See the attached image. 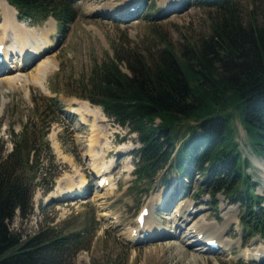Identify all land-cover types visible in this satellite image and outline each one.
Instances as JSON below:
<instances>
[{
	"label": "rangeland",
	"instance_id": "374dc122",
	"mask_svg": "<svg viewBox=\"0 0 264 264\" xmlns=\"http://www.w3.org/2000/svg\"><path fill=\"white\" fill-rule=\"evenodd\" d=\"M70 1L75 17L66 23L52 16L33 23L19 18L7 2L16 11L17 24L31 30V43L42 31L49 33L42 53L30 50L25 58H32L22 59L21 66L15 65L17 57L0 70V152L9 154L15 144L27 148L31 165L27 174L31 209L25 217L17 213L10 229L22 239L38 232L48 238L75 237L79 249L68 255L71 264H264V155L251 146L235 106L227 112L232 115L234 139L248 161L245 172L255 196L249 204L226 190H213L200 174L188 182L170 166L139 177L135 173L142 147L138 133L90 98L97 93L95 70L111 62L129 74L127 60L134 55L153 62L166 47L180 56L191 55L221 19L218 6L205 0ZM235 3L243 22L263 21L264 0ZM50 18L55 22L44 24ZM2 24L0 15V29ZM7 40L12 42V37L3 41L5 45ZM43 62L53 69L38 87L31 78ZM79 103L99 107L102 116L85 114ZM183 133V128L177 131L176 145ZM92 138L98 139L97 144L91 143ZM92 145L93 159L105 169L103 173L93 169ZM79 175L85 183L76 191L67 194L63 188L62 194H56L59 185L66 187L67 178L74 182ZM102 176L107 179L99 184ZM163 194L164 201H170L168 207L162 209L166 203L160 206L154 201L151 216L165 229L155 223L157 233L148 229L136 233L142 209ZM180 211L186 219L172 235L175 226L169 229L170 218ZM228 215L222 235L227 246L207 239L206 245L213 241L216 246L207 251L194 237L187 239L192 224L221 228ZM206 226H201L203 231Z\"/></svg>",
	"mask_w": 264,
	"mask_h": 264
},
{
	"label": "trees",
	"instance_id": "16d2710c",
	"mask_svg": "<svg viewBox=\"0 0 264 264\" xmlns=\"http://www.w3.org/2000/svg\"><path fill=\"white\" fill-rule=\"evenodd\" d=\"M205 1L218 6L222 17L191 55L180 56L167 47L153 62L134 55L127 60L129 74L111 62L95 70L97 93L90 98L138 133L139 177L170 166L188 182L200 174L213 190H226L249 204L255 196L245 172L248 161L234 139L227 111L237 108L251 146L264 155V19L243 22L235 0ZM7 2L19 18L33 23L49 16L60 23L75 17L70 0ZM115 59L122 62L117 55ZM180 128L184 133L176 145ZM1 154L0 264H71L68 255L79 249L75 237L48 238L38 232L22 239L10 229L17 213L25 217L31 209V165L22 146Z\"/></svg>",
	"mask_w": 264,
	"mask_h": 264
},
{
	"label": "bare ground",
	"instance_id": "6f19581e",
	"mask_svg": "<svg viewBox=\"0 0 264 264\" xmlns=\"http://www.w3.org/2000/svg\"><path fill=\"white\" fill-rule=\"evenodd\" d=\"M172 2H175V1H172ZM131 4H132V2H131ZM0 15L2 17V22H3L2 26H1V29H0V45H1L0 70H2V66L5 65L6 63L10 62V60L12 58H13L12 59V62H13V61H15L14 58L19 57L20 60L17 61L15 65L16 66H18L20 64L22 65L24 63V61L22 59L32 58L31 56L28 57V58H25V57H27V55H28L30 50H35V55H38V54L42 53L45 48L48 47L47 44L49 42L47 40V36L49 35V33L46 35V33H45L46 30L42 31V33L40 35H38L37 38L35 39V43H31V36H32L31 30H26L25 28H23L22 26L17 24V21L19 19H18L17 15H16V11H15V9L13 7H10V5L7 3L6 0H0ZM50 20L54 21L53 18H50L44 24H46ZM25 27L27 29H34V28L28 27L26 25H25ZM52 30H53V28H51V31ZM47 31H49V28L47 29ZM7 33H8V35H7ZM11 37H12V42H11V40H10V42L7 40L9 44L5 45L3 43V41H5V39H10ZM34 37H36V34H35ZM16 46L19 47L18 50L15 49ZM13 52H15V53H13ZM19 62H20V64H19ZM37 69H38L37 72H35V75L31 78V82L33 84H35V86L42 87L43 86L42 83L44 81L45 75L50 73L49 71L53 69V66L49 62L48 63L47 62H43V63L40 64V66ZM87 104L79 103L81 111H83L85 114L92 115L95 119H99L100 116H102L99 107L93 106V108H92L89 104L88 105ZM90 108H92V109H90ZM75 110H76V112L78 111L77 108H75ZM80 115H81V113H80ZM84 117L85 116L83 115V118ZM95 126H96V124H95ZM97 142H98L97 138H95V139L92 138L91 139V143L93 145L97 144ZM93 145H92L91 150H89V153H91V155H92V159L95 156V153H94L95 150H94V146ZM56 149H57V146H56ZM62 156H63V158L66 159L65 155H62ZM92 166H93V169L95 170L96 173L105 172V169L101 170L102 166H99V163L96 162L95 158L93 159ZM78 177L79 178L76 181H74V182L72 181V179L67 178V181H66V184H65L66 187H62L61 185H59L58 188L60 190H58V188H57L56 194L57 193L58 194L59 193L62 194V192H64V191H67L66 193L70 194V193L76 191V189L79 188V185L81 183H85V180H84V178L81 175H79ZM106 179L107 178L102 176L99 179V184L102 181L105 183ZM63 188H66V189L63 191L62 190ZM54 195H55V193H54ZM155 197L153 198L152 203L147 205V214L143 216L144 217L143 218V222L142 223H139V222L136 223L137 224V228H138V229H136V233H138V234H139V232H141L143 230H147V229H148L149 232L157 233L158 232L157 228H156L157 224H155V223H160L159 226H161L163 229H165V227L161 224V222H158V221L153 219V217L151 216V210H152V206L154 205L153 203L156 200H158L159 205L161 203H163V202L166 203V206L161 207L162 209H165L166 207H168L167 205H169L170 201H168L169 199H166V198H165V201H164L165 194L160 195V196H158L156 198ZM175 211H177V210H174V212ZM174 217H176L178 219V221ZM230 218L231 217L228 215L227 218H226V222L222 225L221 228H218V225H216V224H214V225L208 224L207 226L203 225V224H192L190 226V233L188 234L189 236H188L187 239L190 240L191 237L192 238L194 237L196 240H198L202 244V249L203 250H207V251H210V250L214 249V248L210 247L209 245H206L205 241L207 239H212V240L216 241V243H218L222 247L227 246V244L223 241L222 235H223V232H224V227H225V225L227 224V222L229 221ZM185 219H186V215L182 211H180L178 216L177 215L176 216L175 215L171 216L168 227H169V229H171L173 226H175V229H174L175 232L172 235L176 234L177 230L181 227V225H182V223H183V221ZM150 225H151V227H149ZM201 226H206V229H205L206 231H203V228ZM199 232L202 233L200 238L198 237ZM258 254H259V256L262 255L261 251H259Z\"/></svg>",
	"mask_w": 264,
	"mask_h": 264
}]
</instances>
